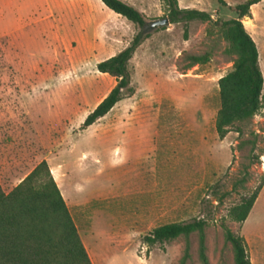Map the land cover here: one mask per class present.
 I'll use <instances>...</instances> for the list:
<instances>
[{
    "label": "rangeland",
    "instance_id": "374dc122",
    "mask_svg": "<svg viewBox=\"0 0 264 264\" xmlns=\"http://www.w3.org/2000/svg\"><path fill=\"white\" fill-rule=\"evenodd\" d=\"M122 1L144 15L145 28L101 0H0L3 191L11 192L46 161L94 264H179L184 237L165 245H149L145 238L160 226L199 219L207 222L210 264H234L223 225L246 239L252 264H264V188L245 223L229 217L264 180V109L240 125L242 135L233 129L221 140L216 131L219 80L233 69L216 22L235 14L219 0H194L186 7L181 0V8L207 12L212 21L148 32L149 24L166 17L165 4ZM224 1L237 6L248 0ZM243 24L256 42L264 77V0ZM141 32L150 36L128 66L132 93L83 128L117 84L98 64ZM206 53L207 64L189 67L188 56ZM158 129L163 131L156 134ZM254 134L256 161L248 143ZM153 169L159 200L149 194L152 174H142ZM189 243L187 264H202L198 233Z\"/></svg>",
    "mask_w": 264,
    "mask_h": 264
},
{
    "label": "trees",
    "instance_id": "16d2710c",
    "mask_svg": "<svg viewBox=\"0 0 264 264\" xmlns=\"http://www.w3.org/2000/svg\"><path fill=\"white\" fill-rule=\"evenodd\" d=\"M101 1L108 9L135 25L142 28L147 26L144 15L126 2ZM161 1L167 9L165 18L171 24L212 21V16L207 12L181 8L178 0ZM219 1L236 16L228 21L216 22L220 38L228 44L225 52L233 57L232 71L219 80L221 107L217 114L216 131L223 140L233 129L242 135L240 125L249 124L264 109V77L259 51L243 24V19L251 16V8L263 0H248L237 6ZM149 36L139 33L125 50L98 64V71L115 78L117 84L89 114L83 128L104 118L126 95L132 93L128 66ZM188 59L189 67L204 65L210 61L211 53L190 55ZM254 136L255 139L248 142L252 145V161L259 159L254 154L259 136ZM246 180L237 184L244 187ZM263 188L264 180L252 194L244 196L239 204L230 209L229 217L233 222H246ZM206 226L207 222L202 219L166 224L154 229L145 241L149 245H165L184 237L186 248L179 264H187L191 258L189 238L198 233L199 259L202 264H210L206 254ZM223 229L225 243L231 245L234 251V264H252L246 239L226 225H223ZM89 255L46 161L39 164L11 192L5 193L0 185V264H94Z\"/></svg>",
    "mask_w": 264,
    "mask_h": 264
},
{
    "label": "crops",
    "instance_id": "0c3cea01",
    "mask_svg": "<svg viewBox=\"0 0 264 264\" xmlns=\"http://www.w3.org/2000/svg\"><path fill=\"white\" fill-rule=\"evenodd\" d=\"M181 0H179V4L181 5ZM194 2V0H187V1H184V2H182V4L186 7L187 5H189L190 3H193ZM256 5H254L253 7H255ZM181 7H183L182 5H181ZM252 7V8H253ZM183 9H187V8H183ZM163 130H161V129H158L157 130V133L156 134H160L161 132H162ZM157 164H158V162L156 161V164L155 163H153V166H157ZM152 174V176H153V178H154V180L151 182V184H152V186H151V192L149 193L150 195L152 194V199L154 200L155 198H156V200H159L160 198H159V193H157L156 195H155V190H157L158 192H159V188H160V181H159V179H158V171L157 170H155V169H153V170H151V171H146V172H143L142 171V174ZM156 178V179H155ZM144 190V189H143ZM143 190H141V192L139 193V194H142L143 193ZM157 207H159V202L157 203ZM69 208V207H68ZM139 213H141V214H144L145 213V211L144 210H140V211H138V213L137 214H139ZM90 256V255H89Z\"/></svg>",
    "mask_w": 264,
    "mask_h": 264
},
{
    "label": "water",
    "instance_id": "95a60500",
    "mask_svg": "<svg viewBox=\"0 0 264 264\" xmlns=\"http://www.w3.org/2000/svg\"><path fill=\"white\" fill-rule=\"evenodd\" d=\"M168 25H170V21L168 18L156 20L152 22L151 24H149L148 32L154 31L155 29H158V28L166 27Z\"/></svg>",
    "mask_w": 264,
    "mask_h": 264
}]
</instances>
